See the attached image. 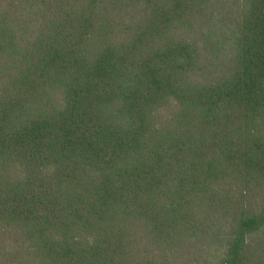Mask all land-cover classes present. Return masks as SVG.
I'll list each match as a JSON object with an SVG mask.
<instances>
[{
    "label": "trees",
    "instance_id": "obj_1",
    "mask_svg": "<svg viewBox=\"0 0 264 264\" xmlns=\"http://www.w3.org/2000/svg\"><path fill=\"white\" fill-rule=\"evenodd\" d=\"M0 264H264V0H0Z\"/></svg>",
    "mask_w": 264,
    "mask_h": 264
}]
</instances>
